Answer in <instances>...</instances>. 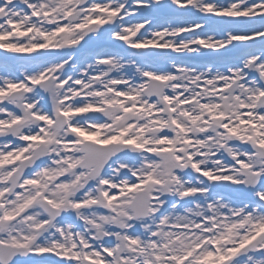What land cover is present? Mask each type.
Segmentation results:
<instances>
[{
  "label": "snow or ice",
  "instance_id": "snow-or-ice-1",
  "mask_svg": "<svg viewBox=\"0 0 264 264\" xmlns=\"http://www.w3.org/2000/svg\"><path fill=\"white\" fill-rule=\"evenodd\" d=\"M0 50V264H264V0H0Z\"/></svg>",
  "mask_w": 264,
  "mask_h": 264
},
{
  "label": "rangeland",
  "instance_id": "rangeland-1",
  "mask_svg": "<svg viewBox=\"0 0 264 264\" xmlns=\"http://www.w3.org/2000/svg\"><path fill=\"white\" fill-rule=\"evenodd\" d=\"M2 52V50H0ZM4 55H22V54H4ZM34 55V54H33ZM190 55V54H189Z\"/></svg>",
  "mask_w": 264,
  "mask_h": 264
},
{
  "label": "bare ground",
  "instance_id": "bare-ground-1",
  "mask_svg": "<svg viewBox=\"0 0 264 264\" xmlns=\"http://www.w3.org/2000/svg\"><path fill=\"white\" fill-rule=\"evenodd\" d=\"M198 15H199V14H198ZM142 31H143V30H142ZM186 35H188V34H186ZM93 47H95V46H93ZM173 55H177V54L174 53Z\"/></svg>",
  "mask_w": 264,
  "mask_h": 264
}]
</instances>
